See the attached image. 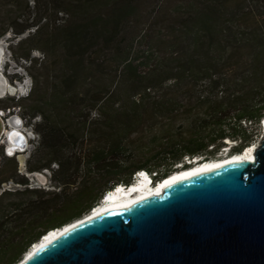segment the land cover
<instances>
[{
    "label": "trees",
    "instance_id": "16d2710c",
    "mask_svg": "<svg viewBox=\"0 0 264 264\" xmlns=\"http://www.w3.org/2000/svg\"><path fill=\"white\" fill-rule=\"evenodd\" d=\"M10 31L29 32L12 46L33 82L0 109L38 117L39 138L25 172L0 144V264L136 170L163 179L227 140L241 152L264 119V0H0V38ZM44 169L52 189L31 185Z\"/></svg>",
    "mask_w": 264,
    "mask_h": 264
},
{
    "label": "water",
    "instance_id": "95a60500",
    "mask_svg": "<svg viewBox=\"0 0 264 264\" xmlns=\"http://www.w3.org/2000/svg\"><path fill=\"white\" fill-rule=\"evenodd\" d=\"M8 114L0 143L12 156L29 135ZM167 179L161 192L72 221L16 264H264V134L252 158Z\"/></svg>",
    "mask_w": 264,
    "mask_h": 264
},
{
    "label": "rangeland",
    "instance_id": "374dc122",
    "mask_svg": "<svg viewBox=\"0 0 264 264\" xmlns=\"http://www.w3.org/2000/svg\"><path fill=\"white\" fill-rule=\"evenodd\" d=\"M29 34V32L27 31L26 33L22 34L20 37L15 38V34L13 32H8L5 36L0 38V44L2 46V58H1V63H0V71L3 73L4 78L8 81V83H10L11 85L17 87V91H15L14 93H7L4 96H2L1 98L5 99L8 97H15V100L20 99L21 97H24L27 95V93L29 92L31 86H32V77L30 74V69L32 68V66L30 65V61L26 60L24 57L21 58L18 55H16L17 53L15 52V47H13L12 45L15 44L17 42L18 39H20L21 37H25ZM16 48V51L18 53H20L21 51H23L22 49H18ZM18 56V57H17ZM32 56L36 57V58H43V54L40 50L35 49L32 51ZM22 86V87H20ZM20 88V89H19ZM6 102V101H5ZM11 102V101H10ZM14 102V101H12ZM8 108H4L2 107L0 110H7ZM12 109V114H19L23 120H24V124H25V130L27 131L28 135H29V143L28 146L26 148V150L24 152L21 153H17L13 156H16L18 163H19V171L25 172V163L27 158L29 157V155L31 154V152L33 151V149L35 148V146L37 145V141H38V134L35 131V122L37 120H39L38 117L35 118H24L22 116V112L20 110L19 106H12L10 107ZM252 129L254 130V132H256V135L254 136V139L252 142L256 141L259 142L262 134H264V124H263V119L257 124V125H253ZM32 132V133H31ZM31 134V135H30ZM251 142V143H252ZM230 145H234L235 142L231 141ZM3 144V143H0ZM4 145V144H3ZM85 146H88V144H86ZM229 146H227L225 148V150L223 149L222 154H219L220 157H224L226 155H228V148ZM5 148V145H4ZM1 161V159H0ZM197 163V162H195ZM194 163V164H195ZM30 177V181H31V185L33 186H41L44 187L46 189H52L54 188V183L51 180V170L49 169H44L41 172H35V173H28ZM4 187H13V186H19V184L14 183L13 181H8L3 183ZM1 191V188H0ZM101 200V199H100Z\"/></svg>",
    "mask_w": 264,
    "mask_h": 264
},
{
    "label": "bare ground",
    "instance_id": "6f19581e",
    "mask_svg": "<svg viewBox=\"0 0 264 264\" xmlns=\"http://www.w3.org/2000/svg\"><path fill=\"white\" fill-rule=\"evenodd\" d=\"M2 52H3L2 46L0 44V63H1V58H2ZM0 74L3 76V73L1 71H0ZM15 91H17V87L8 83V81L5 78L3 80H0V94L1 95L7 94L8 92L14 93ZM10 121H11V125L14 128H17V126L14 124L15 119L13 120L11 119ZM251 145L253 146L251 147ZM15 146H16L15 142H13L12 138H10L9 147L15 148ZM248 146L249 148H247L246 150L242 149L241 152L238 151L237 153L228 154L224 157L206 159V160H196L197 163L193 164L192 166L182 167L177 170H174L172 173H170L168 176L165 177V178H168L165 182L174 180L176 178H180L182 176H186L188 174H192L194 172L205 170L207 168L218 166L227 161L252 158L254 155V150L257 145L253 143V144L247 145V147ZM162 189H163L162 183L158 187H151V185H149L148 180L146 178L140 179V181H138L137 183H132V186L129 190L125 189V187H120L118 190H114L112 192L107 193L106 197L104 195L103 197L105 198L102 201H100L98 204H96L94 206L95 209L93 210V212H90L89 214L99 213L107 207L131 204L135 202L136 200H139L140 198H144L145 196H148L153 193L161 192ZM85 215H88V213ZM80 218H77V219H80ZM69 223L65 224L64 226H67ZM64 226L59 227L57 229L54 228L53 231L50 232L45 238H43L41 242H39V240L36 241L35 242L36 244L33 246V248L37 249L42 244H45L46 242L51 241L53 238H55L56 236H58V234L62 232V230L64 229ZM33 248L30 249L28 252L29 253L32 252V250H34Z\"/></svg>",
    "mask_w": 264,
    "mask_h": 264
},
{
    "label": "built area",
    "instance_id": "2783aa9c",
    "mask_svg": "<svg viewBox=\"0 0 264 264\" xmlns=\"http://www.w3.org/2000/svg\"><path fill=\"white\" fill-rule=\"evenodd\" d=\"M263 124H264V119H263ZM253 143L256 145L258 144V142H256V141L252 142L251 144H253ZM252 146L253 145H251V147ZM247 148H249V146L245 147V150ZM186 160L190 161V159L188 157H186ZM144 178H146L148 180V183H149V185H151V187H155L157 185L159 186L162 182V179L156 177V172H150L147 169H139V170H136L135 173L133 174L132 183H137L138 181H140V179H144ZM152 180H155V182L153 183ZM131 186L132 185L125 187V189L129 190L131 188ZM120 187H123V186H121V183L116 185L115 190H118Z\"/></svg>",
    "mask_w": 264,
    "mask_h": 264
},
{
    "label": "clouds",
    "instance_id": "9594fccd",
    "mask_svg": "<svg viewBox=\"0 0 264 264\" xmlns=\"http://www.w3.org/2000/svg\"><path fill=\"white\" fill-rule=\"evenodd\" d=\"M227 142H228V144H229V146H230V144H231V143H230V140H227ZM228 148H229V147H228ZM223 149H224V148H223ZM244 150H245V148H244ZM189 159H190V158H189ZM196 160H198V158H196V159L194 160V162H196ZM188 162H189V161H188ZM163 180H165V178H163L162 181H163ZM153 181L155 182V180H153ZM154 182H153V183H154ZM161 183H162V182H161ZM124 185H128V186H130V185H132V183H131V184H124V183H121V186H124ZM115 187H116V186H115ZM115 187H114L113 189L108 190V191L104 194L105 197H106V194H107V193L114 191V190H115ZM104 195H103V196H104ZM105 197H102L100 201H102ZM94 208H95V207H93V208L90 210V212H93L92 210H93ZM90 212H89V213H90ZM89 213H88V214H89ZM55 229H57V228H55ZM51 230H53V229H51ZM44 235H45V234H44ZM40 240H42V239H40ZM40 240H39V241H40ZM35 244H36V243H35ZM33 246H34V245H33ZM33 246H32L31 248H33Z\"/></svg>",
    "mask_w": 264,
    "mask_h": 264
},
{
    "label": "flooded vegetation",
    "instance_id": "af4514ba",
    "mask_svg": "<svg viewBox=\"0 0 264 264\" xmlns=\"http://www.w3.org/2000/svg\"><path fill=\"white\" fill-rule=\"evenodd\" d=\"M8 110L10 111V114H12V109L11 108H8ZM10 114H8V115H10ZM15 119V118H14Z\"/></svg>",
    "mask_w": 264,
    "mask_h": 264
}]
</instances>
